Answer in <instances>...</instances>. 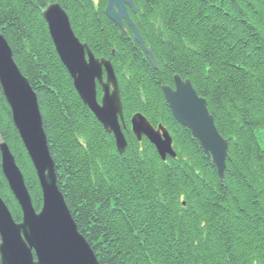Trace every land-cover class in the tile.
<instances>
[{
    "label": "trees",
    "instance_id": "16d2710c",
    "mask_svg": "<svg viewBox=\"0 0 264 264\" xmlns=\"http://www.w3.org/2000/svg\"><path fill=\"white\" fill-rule=\"evenodd\" d=\"M134 1L138 14L129 13L155 65L132 29L105 15L107 0H0V33L38 95L58 185L78 229L101 264H264V0ZM55 3L80 41L114 67L123 155L56 53L43 17ZM175 76L191 81L229 141L223 180L169 108L161 88H174ZM137 113L168 130L176 158L163 161L145 137L137 141ZM2 143L40 212L38 176L0 85ZM1 160L0 152V197L20 223Z\"/></svg>",
    "mask_w": 264,
    "mask_h": 264
},
{
    "label": "water",
    "instance_id": "95a60500",
    "mask_svg": "<svg viewBox=\"0 0 264 264\" xmlns=\"http://www.w3.org/2000/svg\"><path fill=\"white\" fill-rule=\"evenodd\" d=\"M136 12L133 0H108L106 15L121 29L128 24L135 41L155 58L129 15ZM44 19L62 63L73 79L83 104L113 135L119 154L128 146L123 132L124 108L119 82L110 60L96 58L87 44L76 36L70 18L58 4L51 5ZM0 85L12 113L14 125L35 168L42 192V208L37 212L25 177L7 143L0 145L2 172L18 202L23 219L17 223L0 197V257L2 264H101L91 245L80 233L58 185L55 162L51 155L38 95L18 67L13 50L0 34ZM98 86L102 90L98 100ZM164 97L178 123L189 129L205 153L212 158L221 180L225 178L229 158L228 141L219 133L207 101L200 97L191 81L175 76L174 88L163 87ZM138 141L145 137L160 158H176L168 130L155 128L142 114L131 119Z\"/></svg>",
    "mask_w": 264,
    "mask_h": 264
},
{
    "label": "bare ground",
    "instance_id": "6f19581e",
    "mask_svg": "<svg viewBox=\"0 0 264 264\" xmlns=\"http://www.w3.org/2000/svg\"><path fill=\"white\" fill-rule=\"evenodd\" d=\"M133 1H134V0H133ZM134 3H135V1H134ZM55 4H57V3H55ZM51 5H53V4H51ZM51 5H50V6H51ZM58 5H59V4H58ZM50 6H49V7H50ZM59 6L63 9V7H62L61 5H59ZM107 6H108V0H107ZM107 6H106V9H107ZM49 7H48V8H49ZM135 7H136V12H134L131 8H129L128 10H129V11L131 10L133 14L137 15V14H138V8H137V5H136V4H135ZM48 8H47V9H48ZM47 9H46V10H47ZM106 9H105V15H106ZM46 10H45V11H46ZM45 11H44V13H45ZM44 13H43V17H44ZM66 13H67V12H66ZM67 15H68V14H67ZM129 15H130V13H129ZM68 16H69V15H68ZM106 16H107V15H106ZM107 17H108V16H107ZM69 18H70V17H69ZM130 18H131V16H130ZM44 20H45V19H44ZM131 20H132V18H131ZM45 22H46V21H45ZM70 22H71V21H70ZM132 22L134 23L133 20H132ZM46 24H47V23H46ZM114 24H115V23H114ZM71 25H72V24H71ZM115 25H116V24H115ZM135 25H136V24H135ZM127 26L130 28V26H129L128 24H126V25H125V29H126ZM72 28H73V27H72ZM119 28H120V27H119ZM137 28H138V27H137ZM120 29H121V28H120ZM125 29H121V30H125ZM132 32H133V31H132ZM139 32H140V31H139ZM49 34H50V33H49ZM133 35H134V34H133ZM76 36H77V35H76ZM50 37H51V36H50ZM134 39H135V38H134ZM51 40H52V39H51ZM79 40H80V39H79ZM143 40H144V39H143ZM53 45H54V44H53ZM138 45L140 46L139 43H138ZM145 45H146V44H145ZM54 47H55V46H54ZM140 47H141V46H140ZM146 47H147V46H146ZM141 48H142V47H141ZM55 50H56V49H55ZM142 50H143V49H142ZM147 50H149V51L151 52V54L154 56V53H153L152 50H150L149 48H147ZM143 51H144V50H143ZM56 53H57V52H56ZM144 53L147 55V57H148L149 60H150V55H149L147 52H145V51H144ZM57 55H58V54H57ZM58 57H59V55H58ZM154 58H155V56H154ZM59 59H60V57H59ZM60 61H61V59H60ZM150 61H151V63H153L152 60H150ZM61 62H62V61H61ZM62 64H63V63H62ZM155 64H156V60H155ZM155 64H154V65H155ZM63 65H64V64H63ZM64 67H65V66H64ZM65 68H66V67H65ZM68 73H69V72H68ZM69 75H70V74H69ZM70 77H71V76H70ZM72 80H73V79H72ZM73 84H74V83H73ZM31 86H32V85H31ZM163 87H170V86H162V88H163ZM32 88H33V87H32ZM162 88H161V89H162ZM34 91H35V90H34ZM35 92H36V91H35ZM162 92H163V90H162ZM36 94H37V93H36ZM207 103H208V102H207ZM179 124H180V123H179ZM180 125H181V124H180ZM181 126L187 129V127H185L183 124H182ZM188 130H189V129H188ZM189 131H190V130H189ZM190 132H191V131H190ZM191 133H192V132H191ZM219 133H220V132H219ZM133 135H134V134H133ZM192 135H193V133H192ZM193 137H194V136H193ZM143 138H144V137H143ZM143 138H142V139H143ZM194 138H195V137H194ZM195 139H196V138H195ZM224 139H225V138H224ZM196 140H197V139H196ZM225 140H227V139H225ZM137 141H138V140H137ZM197 141H198V140H197ZM227 141H228V140H227ZM139 142H140V141H139ZM115 143H116V141H115ZM199 144H200V143H199ZM228 146H229V141H228ZM116 147H117V146H116ZM127 147H128V146H127ZM155 149H156V148H155ZM202 149H203V148H202ZM117 150H118V149H117ZM156 151H157V150H156ZM203 151H204V149H203ZM118 152H119V151H118ZM157 153H158V152H157ZM204 153H205V151H204ZM205 154H206V153H205ZM158 155H159V154H158ZM206 155H207V154H206ZM207 156H208V155H207ZM159 157H160V156H159ZM208 157H209V156H208ZM211 159H212V158H211ZM212 164H213V162H212ZM213 167H214V165H213ZM214 168H215V167H214ZM215 169H216V168H215ZM216 171H217V169H216ZM70 212H71V211H70ZM71 214H72V213H71Z\"/></svg>",
    "mask_w": 264,
    "mask_h": 264
}]
</instances>
